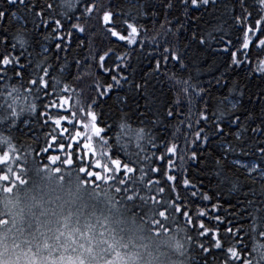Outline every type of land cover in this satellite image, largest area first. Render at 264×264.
Wrapping results in <instances>:
<instances>
[{"label":"trees","instance_id":"obj_1","mask_svg":"<svg viewBox=\"0 0 264 264\" xmlns=\"http://www.w3.org/2000/svg\"><path fill=\"white\" fill-rule=\"evenodd\" d=\"M100 2L105 7L110 6L114 11L129 14L127 16L129 20L135 17L136 23L141 27L140 39L144 41L143 44L119 47L116 55L122 56V59L117 63L121 65L122 70L113 74L125 79L102 96L99 95L96 85L106 87L108 83L113 82L110 75L99 69V55L115 45L108 42L95 21L80 20L79 23L85 25V32L74 33L70 39L66 33L71 24L65 23L61 33L64 36V47L57 49L56 44L60 41L52 35V28L46 29L41 20L61 19V13L65 11L61 7V0H27V7L16 5L9 9V13L16 12L20 19L17 20L9 14L0 20V32L7 34L6 43L9 46L13 43L14 36L21 31L28 40L26 51L20 49L18 43L16 48L17 54L23 51V58L20 60L24 65L22 76L17 77L12 66H7L6 71H0V90L11 91L12 87H17L20 93H27L29 81L34 76L41 75L43 68H50L51 76L60 80L58 90L60 94L68 97V106L72 107L76 119H88L81 113L79 107H75L77 100L85 112L89 105H94L92 110L98 117V126L105 129L101 135L112 145L110 150L112 157L85 155L77 146L71 165L67 163L68 154L71 152L67 147L59 149V145L53 143L49 152L42 153V149L49 147L48 141L51 140L50 130L44 127L43 117L40 115L45 110L43 105L47 100L42 99L44 95L42 92L39 94L40 99L29 96L28 99L37 104L35 112H24L14 122L12 120L7 123L0 122V185L3 187H9L11 183L15 185L10 193H4L3 189H0V199L7 194L25 196L30 190L35 189L37 179L45 171L53 169L55 171H51L52 174H60L63 178L64 187L77 183L81 199L90 211L96 209V212L100 211L108 216L107 221L118 226L123 232H127L126 225L139 226L154 247L157 246L156 249H161L165 253L162 254L164 257L174 260L177 264H222V254L219 251L213 250L211 254H207L200 250L199 245L203 238L197 237L192 225H186L182 215L175 214L177 219L173 220V214L170 213L167 221H161L163 227L157 226L158 231L153 227V220L158 218L159 209L151 206L150 196L156 195L157 199L162 198L165 201L174 198L169 185L164 182L167 160L155 161L154 150L147 140L140 142V148H137L134 141L129 143L124 140L117 144V135L121 132L122 124L130 125L132 128H144L158 145L163 141L175 139L181 149L185 147V134L188 133L189 150L183 153L185 160L182 165L187 172L181 171L177 182L180 196L187 195L182 187V180L186 174L201 192H206L212 197L210 203L203 202L200 206L210 209L211 204L219 203L222 206L221 215H226L232 220L234 230H240L236 240L232 237L225 238V247L243 238L246 247L242 255L250 257L253 264H264V257L253 251L254 244H264V238L254 239L251 231L253 217L258 219L264 217V179L256 173H247L246 169L238 168L233 163L234 160L241 159L259 163L264 167V161L255 155L254 147V144L264 142V136L257 134L253 137L251 133V128L258 126L264 118L262 116L264 76L253 71L257 61L264 59V51L258 50L255 45L250 46L251 67L248 63L241 67H229L230 55L217 51L224 46L221 37L227 40L230 36L235 38L237 35L234 27L235 16L241 15L242 12L239 0H216L214 5L209 4L199 10L189 9L187 14L181 0H100ZM169 2L173 4L170 9L166 7ZM48 4L53 5L52 9L47 8ZM246 7L253 13L254 24L255 19L261 14L256 0H247ZM5 8H8L7 0H0V10ZM29 8L33 11H28ZM42 10L44 14L41 17L34 15V12ZM78 15L79 12H75V15L72 12L68 13L71 23L77 22L75 16ZM201 39L205 41L204 44L200 43ZM0 40H3L2 36ZM165 48L180 53L183 66L172 60L165 63L162 56ZM4 50L3 43H0V52ZM157 61L161 65L159 69L156 68ZM108 67L114 69L115 65L109 62ZM3 68L4 66L0 65V69ZM177 79L189 80L194 86L189 89L190 95L174 87ZM65 85L68 88L66 93L62 92ZM137 85L141 87L138 88ZM201 88L204 91L197 95ZM51 91L50 88L49 92ZM0 103H3L2 96ZM232 104H236L235 109L232 108ZM169 110L174 112L172 117L167 115ZM202 111L208 119L206 122L201 121L199 128L204 129V135L209 139L206 143L193 144L189 124L192 125V132L198 130L196 122ZM221 113L223 116H220ZM67 114L72 115L71 112ZM0 116L6 117L7 114L0 112ZM249 116L252 119H248ZM236 117H239L241 126L248 129L243 142L237 141L233 135L239 130L238 126L229 123ZM217 123L223 129V135L216 134ZM64 126L69 127L71 133L77 130L76 125L65 123ZM5 137L7 140H3ZM68 142L72 143L70 140ZM82 143L83 140L79 145L82 146ZM92 143L95 148L97 143L95 139ZM124 143L128 144L126 149L123 147ZM228 144L235 148L234 152H226ZM10 145L14 146L16 154L13 164L9 162V158L12 162ZM241 148L249 155L242 156ZM192 149L197 150L198 161L188 159ZM87 151L91 152L92 148L89 147ZM5 155L9 158L6 159ZM49 155L60 156V159L57 160L53 156L55 163L49 162ZM144 155L153 157V162H144L142 166L159 167L161 171L148 172L145 180L141 181L138 171L141 165L136 162L143 161ZM155 155L159 156L160 152H155ZM115 158L137 169L131 177L133 183L127 185L121 183L124 176L122 172L116 174L112 163ZM173 162L175 168H181L179 159L173 158ZM81 167L97 173L99 178L89 177L87 172H81ZM55 168H59V172ZM19 177L25 180L23 185H20ZM47 179L45 177V181ZM148 179L160 180L159 186L166 188L167 191L158 195L153 186L151 193L140 191V195L149 197L147 205L140 200L129 202L127 196L130 193L126 192L125 188L129 191L143 189ZM70 205L71 199L68 198L60 202L58 205L60 214H64L65 208ZM68 210L72 212L74 219H79L82 215L73 208ZM183 228L186 229V233ZM186 235L193 237L191 243L187 241ZM172 241H176V244L173 245ZM205 246L208 244L205 243ZM154 253L158 258L162 257L155 250Z\"/></svg>","mask_w":264,"mask_h":264},{"label":"snow or ice","instance_id":"obj_2","mask_svg":"<svg viewBox=\"0 0 264 264\" xmlns=\"http://www.w3.org/2000/svg\"><path fill=\"white\" fill-rule=\"evenodd\" d=\"M181 3L185 14H187L189 9L199 10L201 7L208 6L209 4L214 5L216 0H181ZM239 3L242 12L241 15L235 16L234 24L237 35L235 38L230 36L227 40H224V38L221 37V43H223L224 46L223 48L217 49V51L230 55L229 67H241L245 63H248L251 67L252 65L249 60L251 51L250 46L255 45L258 50L264 51V0H256V5L259 7L261 14H259L258 19H255L254 24L252 23L253 13L249 11L248 7H246L247 0H239ZM7 4L8 8L0 10V20L9 16V14L11 17L18 20L20 17L17 13H9V9L16 5L27 7V0H7ZM52 7V4L47 5L48 9H52ZM61 7L65 9V11L61 13V19L51 21L41 20V23L46 29L49 27L52 28V35L55 39L60 41L56 44L57 49H62L64 47V36L61 35V33H63L65 23L71 24V27L66 33L69 39L74 33L85 32V25L79 23L80 20L95 21L96 25L103 31L108 42L115 45V47H110L102 55H99V69L105 74L110 75L113 82L108 83L106 87L100 84L96 85L99 95H105L114 86L120 85L122 79H125L124 77H119L118 75L113 74V72L118 73L122 70L121 65L117 63L122 59V56L116 55V51L122 45L130 46L137 43L143 44L144 41L140 39L141 27L136 23L135 17L129 20L127 18L129 14L114 11L110 6L105 7L100 0H61ZM166 7L170 9L173 7V4L169 2ZM27 10L33 11L31 8ZM69 12H72L73 15H75V12H79V15L75 16L76 23H71V18L68 16ZM43 14V10L41 12H34L36 17H41ZM0 36L3 37V40H0V43H3L5 49L3 52H0V65L4 66L0 71H6L7 66L11 65L16 76H22L24 65L20 63V60L23 58V51L17 54L16 48L18 43L20 49L26 51L28 40L21 31L14 36L13 43L9 46V44L6 43L7 34L0 32ZM200 43L204 44L205 41L201 39ZM234 48L235 50H233ZM162 56L165 63L172 60L183 66V59L180 53L173 51L171 48H165ZM113 57H115L114 60ZM109 62L115 65L114 69L108 67ZM160 66V62L157 61L156 68L159 69ZM37 67H39V65ZM253 71L264 76V59H259L257 61ZM59 84L60 80L51 76L50 68H43L41 75L34 76V78L29 81V91L27 93H20V89L17 87H12L11 91L0 90V96L3 97V103H0V112L7 114L6 117L0 116V122L7 123L9 120L14 122L15 119L24 112H35L37 104L33 100H29L28 97L32 96L36 99H40L41 97L39 94L42 92L44 94L42 99L47 100V103L43 105L45 110L40 113V115L43 117L44 127L49 128V135L51 137V140L48 141L49 147L42 149V153L49 152L52 144L55 143L59 145V149L67 147L71 150L68 154V165L73 163L77 146L80 147V151L85 155L90 154L92 156L95 154L101 157H112L110 155L112 145L109 144L108 139L101 135L105 129L98 126V117L92 110L94 105H89L88 110L85 112L80 101L77 100L75 107H79L81 113L88 118L87 120H77L75 112L72 111V107L68 106V97L60 94V90H58ZM137 87L139 88L141 86L137 85ZM174 87H178L180 92L188 95H190L189 89L194 88L189 80L178 79L175 80ZM50 88L52 89L51 92H49ZM203 91L204 89L201 88L196 94L200 95ZM62 92H68L66 85ZM177 103H179V99H177ZM232 108L235 109L236 104H232ZM69 112L72 113L71 116L67 114ZM167 115L172 117L174 112L169 110ZM220 116H223V113H221ZM262 116H264V111H262ZM207 119L208 117L202 111L196 122L198 130L195 132L191 131L192 125L189 124V133L192 135L191 142L193 144L199 142L206 143L208 141L209 137L204 135V129L199 128L200 122H206ZM219 119L220 117H218V120ZM248 119H252V117L249 116ZM65 123L67 125H76L77 130L74 133H71L70 128L64 126ZM229 123L238 126L239 130L233 135L237 141L243 142L248 129L241 126L239 117H236ZM215 127L216 134L223 135V129L220 127L219 123H217ZM80 129L83 130L81 131ZM251 133L253 137L257 134L264 136V118L261 119L258 126L251 128ZM187 136L188 133L185 134V147L181 149L178 143L175 142V139L172 141H163L158 145L155 142V139L150 137L144 128H132L127 124L121 125V132L117 135V144H121L124 140H127L129 143L134 141L137 148L141 147V141L147 140L154 150V160L160 162L167 160V170L164 172V182L169 185L171 192L174 194V198L165 201L162 198L157 199L156 195L150 196L151 206L155 209H159V216L157 219L153 220V227H163L164 225L161 224V221H167L170 213L173 214V220L177 219L175 214H180L184 217L186 225L193 226L197 233V237L203 238V241L199 245V248L203 253L211 254L213 250L219 251L222 254V264H253L250 257L242 255L244 248L246 247L243 238H240L237 243H232L230 246L225 247V238L232 237L233 240H236L240 230H234L232 220L228 219L226 215H221L222 206L219 203L211 204L210 209L206 206H200L203 202L210 203L212 197L206 192H201L197 185L193 184L192 181L188 179L186 174L182 180V187L187 195L185 197L180 196L177 182L180 172H187V170L182 167L185 160L183 153L189 150ZM173 137L175 138V133L173 134ZM94 139L95 142H97L95 148L93 146L94 143H92L94 142ZM3 140H7V138L5 137ZM69 140L72 143H69ZM81 140H83L82 146L79 145ZM127 146V143L123 144L125 149ZM10 147L15 151L14 146L10 145ZM89 147L92 148L91 152L87 151ZM254 147L256 149L255 155H257L259 160L264 161V142H258L254 144ZM161 149L164 150L161 151ZM234 151L235 148L231 144L226 146L227 153H232ZM155 152H160V155L156 156ZM240 154L242 156L249 155V153L244 151L243 148H241ZM53 156H55L57 160L60 159V156L49 155V162L55 163ZM153 157L144 155L143 161L136 162L141 165L138 168L140 173L139 179L141 181L145 180L148 172L159 173L161 171L159 167L145 168L142 166L144 162H153ZM17 158L19 157L17 156ZM173 158H177L181 161V168H175ZM188 159L198 161L199 155L197 150L192 149L191 156ZM112 163L115 166L117 175L121 172L123 173L124 180L121 182L122 184L127 185L128 183H133L131 177H133L137 171L136 168L130 166L129 163H123L119 158L113 159ZM233 163L238 168L246 169L249 174L258 172L260 178L264 179V167L259 163H244L241 159H236ZM95 167L97 168L98 166L95 165ZM56 171L59 172V168H57ZM81 172H87L89 177L96 179L99 178L97 173L86 171L85 167H81ZM160 184V180L148 179L147 185L143 189L129 191L125 188V191L130 193L128 194L127 199L129 202L140 200L143 204L147 205L149 203V197L140 195V191L151 193L153 191V186H155V192L158 195H162L167 189L160 187ZM233 187L236 186L233 185ZM224 211L227 212L226 209H224ZM165 231H167V229H165ZM183 231L186 233V229L183 228ZM251 231L254 239L264 238V217H260L259 219L255 216L253 217ZM186 239L191 243L193 237L186 235ZM205 243L208 244L207 247L205 246ZM253 251L257 252L260 257H264V244H254Z\"/></svg>","mask_w":264,"mask_h":264},{"label":"rangeland","instance_id":"obj_3","mask_svg":"<svg viewBox=\"0 0 264 264\" xmlns=\"http://www.w3.org/2000/svg\"><path fill=\"white\" fill-rule=\"evenodd\" d=\"M9 153L12 162L5 158L13 164L16 154L12 149ZM51 171H45L25 196L7 194L0 199V264H177L164 257L139 226L126 225L123 232L107 221L108 216L90 211L77 183L64 187L61 175ZM19 182L23 185L25 180L19 177ZM14 187L0 185L4 193ZM65 198L71 205L60 214L58 205ZM70 208L82 213L79 219L72 217Z\"/></svg>","mask_w":264,"mask_h":264}]
</instances>
